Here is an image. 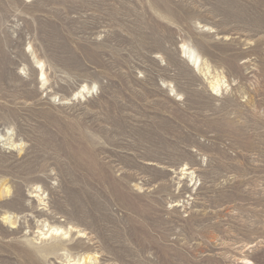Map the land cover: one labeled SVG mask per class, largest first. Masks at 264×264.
Instances as JSON below:
<instances>
[{"label":"rangeland","instance_id":"374dc122","mask_svg":"<svg viewBox=\"0 0 264 264\" xmlns=\"http://www.w3.org/2000/svg\"><path fill=\"white\" fill-rule=\"evenodd\" d=\"M84 256L264 264V0H0V264Z\"/></svg>","mask_w":264,"mask_h":264},{"label":"bare ground","instance_id":"6f19581e","mask_svg":"<svg viewBox=\"0 0 264 264\" xmlns=\"http://www.w3.org/2000/svg\"><path fill=\"white\" fill-rule=\"evenodd\" d=\"M182 53L184 54V56L186 58H188V60H190L193 63V66H195L196 68H198L199 70H201V65H202V60L201 57L199 56V54L195 51V49H193L191 46H188L186 44L182 45ZM203 71V70H202ZM213 83V82H212ZM218 83V82H217ZM214 85V84H213ZM213 87V86H212ZM218 87V85H217ZM216 88V87H215ZM81 93V92H80ZM11 222V221H10ZM75 230V229H74ZM62 229L58 228V227H50L47 228L45 230V232L43 231L42 235L43 238H47V237H56L57 235H64L67 234L66 231L64 230V232L62 233ZM40 233V234H41ZM65 238V237H64ZM79 257V256H78ZM92 257L90 258L89 256H84L80 259H73L74 262L71 264H90ZM94 260V259H93ZM68 261V260H67Z\"/></svg>","mask_w":264,"mask_h":264}]
</instances>
